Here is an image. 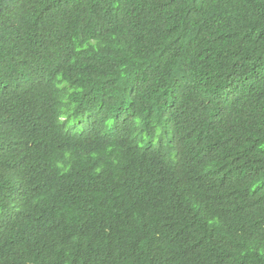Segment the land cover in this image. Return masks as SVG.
Masks as SVG:
<instances>
[{
  "label": "trees",
  "instance_id": "1",
  "mask_svg": "<svg viewBox=\"0 0 264 264\" xmlns=\"http://www.w3.org/2000/svg\"><path fill=\"white\" fill-rule=\"evenodd\" d=\"M0 264H264V0H0Z\"/></svg>",
  "mask_w": 264,
  "mask_h": 264
},
{
  "label": "clouds",
  "instance_id": "2",
  "mask_svg": "<svg viewBox=\"0 0 264 264\" xmlns=\"http://www.w3.org/2000/svg\"><path fill=\"white\" fill-rule=\"evenodd\" d=\"M62 120H63V121H67V120H68V117L63 116V117H62ZM155 129H156V131H157L158 129H160V126H156ZM129 134H130L129 139H130V141H132V145H134V144H136V143L139 142V144L141 145V147H144V142H145V140L142 141V138H143V137H141V136H134V135L131 134L130 132H129ZM145 136H146V135H145ZM146 138H147V136H146ZM146 143H147V142H146ZM187 160H188V158H186L185 162H187ZM185 162L182 164V166L180 167L179 171H180V170H181V171H184L183 166H184Z\"/></svg>",
  "mask_w": 264,
  "mask_h": 264
}]
</instances>
